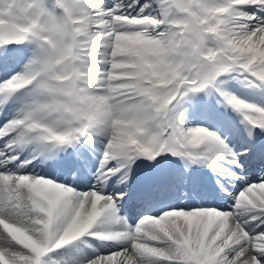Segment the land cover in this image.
Returning a JSON list of instances; mask_svg holds the SVG:
<instances>
[{
	"label": "snow or ice",
	"instance_id": "1",
	"mask_svg": "<svg viewBox=\"0 0 264 264\" xmlns=\"http://www.w3.org/2000/svg\"><path fill=\"white\" fill-rule=\"evenodd\" d=\"M0 264H264V0H0Z\"/></svg>",
	"mask_w": 264,
	"mask_h": 264
}]
</instances>
